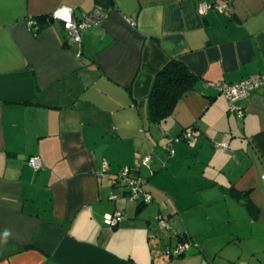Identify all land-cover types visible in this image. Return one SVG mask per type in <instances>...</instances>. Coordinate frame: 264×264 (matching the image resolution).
Masks as SVG:
<instances>
[{"label": "crops", "instance_id": "1", "mask_svg": "<svg viewBox=\"0 0 264 264\" xmlns=\"http://www.w3.org/2000/svg\"><path fill=\"white\" fill-rule=\"evenodd\" d=\"M201 3L226 9L199 15ZM61 6L75 18L108 14L81 33L80 58L60 23L28 26ZM170 59L200 80L155 125L147 97ZM262 74L264 0H0V264H156L149 244L162 209H138L113 185L122 167L153 181L202 168L184 198L203 190L234 221L241 205L264 232V87L238 104L242 118L213 88ZM182 133L192 138L176 141ZM152 190L150 205L164 194ZM114 212L123 217L110 229L103 218ZM190 234L180 220L175 237Z\"/></svg>", "mask_w": 264, "mask_h": 264}, {"label": "rangeland", "instance_id": "2", "mask_svg": "<svg viewBox=\"0 0 264 264\" xmlns=\"http://www.w3.org/2000/svg\"><path fill=\"white\" fill-rule=\"evenodd\" d=\"M162 151L167 152L165 146ZM154 157L153 151L149 152ZM167 156V154L165 153ZM169 168L155 181L144 178L147 173L142 168L141 175L146 180L147 189H156L164 194L155 197V203L147 207L159 205L162 215L156 217V225H152L153 234L150 247L156 264H264V232L260 224L252 225L247 213L241 205H237L241 213L234 214L235 221L227 215L225 204H219L207 192L199 191L202 200L184 198L187 193L189 179L192 174L204 173L202 168ZM190 170V171H189ZM200 180L199 177H196ZM149 187V188H148ZM159 188V189H157ZM156 190L152 192L156 194ZM204 192V193H201ZM151 194V193H150ZM132 202V201H131ZM136 204V202H134ZM211 205L212 208L210 207ZM146 207V208H147ZM223 207L226 211L224 213ZM207 209H211L208 210ZM172 210V212H167ZM177 211H180L177 214ZM232 215V214H231ZM170 216V217H168ZM139 218V217H138ZM162 219L167 228H162L158 219ZM142 219V218H141ZM239 219V220H238ZM180 220L189 229L191 239L189 247L182 257H170L166 250L177 244L176 230L180 228ZM139 222H143L139 221ZM181 231V230H180ZM171 238V239H170Z\"/></svg>", "mask_w": 264, "mask_h": 264}, {"label": "built area", "instance_id": "3", "mask_svg": "<svg viewBox=\"0 0 264 264\" xmlns=\"http://www.w3.org/2000/svg\"><path fill=\"white\" fill-rule=\"evenodd\" d=\"M212 9L218 11L219 13H224L226 5L201 3L198 6V14L204 15ZM107 16L108 14L106 11L100 8H94L89 13H84L80 17L75 18L73 11L70 8L64 6L58 7L50 14V18L53 20V22H58L61 24L71 43L77 47V58H80L81 56V33L93 27L101 26ZM128 22L132 23L131 20H128ZM28 26L32 32L37 30V26L33 20L28 21ZM259 87H264V74L256 78L241 80L235 84L225 82L213 84V88L226 100L229 112L235 114V116L238 118L243 117V110L238 104ZM191 138V134H185L183 136L184 140H189ZM150 162V155L143 157L142 165L144 167H147ZM27 164L34 171H38L42 168V162L38 157H30L27 160ZM138 173L139 168L122 167L113 177L112 183L114 186H120L125 190L128 200L132 202H142L149 204L152 202V195L145 189L146 180ZM261 181L264 186V174L261 176ZM122 217L123 214L121 212H114L112 214L105 215L103 218V224L110 229H114L118 226ZM159 224L162 228L168 227L161 218L159 219ZM188 247V241L182 240L178 241L173 248H167L166 252L170 257H180L186 252V250H188Z\"/></svg>", "mask_w": 264, "mask_h": 264}, {"label": "trees", "instance_id": "4", "mask_svg": "<svg viewBox=\"0 0 264 264\" xmlns=\"http://www.w3.org/2000/svg\"><path fill=\"white\" fill-rule=\"evenodd\" d=\"M33 21L37 26V30L34 32V34H36L41 27L53 23L50 15L35 17ZM199 80L200 78L193 74L182 62L176 59H170L166 63V65L155 75L151 90L148 94L147 106L149 121L155 125H160L165 122L174 112V109L178 102L187 93L196 89ZM162 134L165 135V133L163 132ZM185 134L188 133H182L179 137L176 138V141H188L183 139V136ZM174 140L175 139L169 140L170 142L172 141L170 145H172ZM171 150L172 147L169 148V151ZM124 193L126 195L125 190ZM137 203L139 204L138 209H141L148 205L142 202ZM176 239L177 242L182 240L188 241V238L183 235H176ZM171 247L172 246H170L169 248ZM183 255H181L180 257H182Z\"/></svg>", "mask_w": 264, "mask_h": 264}]
</instances>
